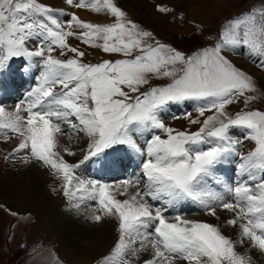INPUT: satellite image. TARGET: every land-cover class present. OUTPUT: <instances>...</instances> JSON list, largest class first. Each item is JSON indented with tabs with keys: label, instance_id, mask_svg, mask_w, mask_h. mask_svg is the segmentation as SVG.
Segmentation results:
<instances>
[{
	"label": "snow or ice",
	"instance_id": "snow-or-ice-1",
	"mask_svg": "<svg viewBox=\"0 0 264 264\" xmlns=\"http://www.w3.org/2000/svg\"><path fill=\"white\" fill-rule=\"evenodd\" d=\"M65 3L104 13L111 22H86L43 0H0V95L17 79L36 82L16 103L15 112L6 115L24 118L23 112L33 129L61 127L63 122L83 131L93 141L89 159L98 157L96 163L103 170L124 166L125 158L130 162L141 158L143 190L113 203L138 242L154 237L155 258L146 264H173L171 257L189 264H250V257L237 251V243L264 255V111L249 108L260 99L257 93L264 92L251 74L229 59V53L243 49L264 68V28L259 41L252 38L248 26L254 19L252 8L223 22L216 43L184 52L160 42L133 20L121 0ZM260 7L264 10V0ZM156 10L173 14L174 20L184 19L183 12L166 3L157 4ZM73 36L123 58L84 63L85 53L68 44ZM56 50L61 56L68 52L75 56L60 59L53 55ZM17 61L20 66L13 67ZM152 79L170 82L152 86ZM187 102L200 105L201 117L206 111L213 114L203 121L192 119L201 124L195 132L168 127V113L188 107ZM234 103L249 110L230 115L227 107ZM4 108L0 106V111ZM234 129L246 130L244 138L254 141V150L247 155H240L241 140ZM233 160L239 161L235 178L224 176ZM140 182L124 179L116 189L126 195ZM110 188L102 187L100 195H111ZM225 193L234 202L226 200ZM186 201L197 203L212 217H217V208L233 213L226 223L238 227V240L226 237L217 226L183 219L181 214L170 222L165 213Z\"/></svg>",
	"mask_w": 264,
	"mask_h": 264
},
{
	"label": "rangeland",
	"instance_id": "rangeland-1",
	"mask_svg": "<svg viewBox=\"0 0 264 264\" xmlns=\"http://www.w3.org/2000/svg\"><path fill=\"white\" fill-rule=\"evenodd\" d=\"M43 2L55 6L57 9L63 8L62 10L68 13H75L81 20L86 22L101 25L111 22V17L105 16L104 13H95L90 9L68 8L69 6L67 7L65 0H54L53 2L43 0ZM161 3L175 6L177 12L184 13V19L182 21L174 20L172 18L173 14L165 16L159 13L156 10V5ZM260 5L261 0H121V6L133 20L137 21L145 29L151 30L160 42L169 44L184 52H191L198 47L216 43L215 37L221 24L230 18L240 16L242 13L247 14L249 8L253 10L254 19L248 26L254 33L252 38L259 41L260 30L264 28V15L261 14L264 10L261 9ZM64 19H67V17ZM73 31L79 33L81 30L73 29ZM97 42L102 43V41ZM68 44L77 47L80 51L85 53V56L81 58L84 63L98 64L103 62V60L123 58L115 54L104 53L100 48H92L78 40L75 36L68 37ZM237 52H239V54L229 53V59L237 67L251 74L261 87L262 92H264V68L259 67L256 62L257 58L250 57L245 50L237 49ZM53 55L60 59L73 58L75 56V54L71 52L66 53L65 56H61L59 50L54 51ZM15 65L16 64H14L13 67ZM19 66L20 64L18 67ZM168 82L170 81L152 79L150 83L152 86H155ZM15 84L17 88H20L19 85H24V82H19L17 79ZM148 87L147 85L142 87L141 91L146 90ZM23 92L24 90H20V95H23ZM20 95L19 99L21 98ZM257 95H260V99L253 101L249 108L264 111V95L260 93H257ZM2 96L7 98V94H3ZM187 103L188 107L181 106L179 111L173 109L168 113V118L165 119V124L168 127H172L178 131L195 132L201 127V124H193L190 121L192 119L203 121L207 116L213 114V112L206 111L205 115L201 117L197 111L200 105L196 102ZM0 106H4V109H6V107L16 106V103L11 105L4 103ZM245 110L249 109H245L242 104L234 103L227 107V111L233 116ZM185 113L188 115L186 116ZM21 117H24L21 118V124L23 122L26 123L27 118L24 116L23 112H21ZM27 124L29 123L27 122ZM53 125L54 128L48 130L50 142L45 143L46 148L43 147L42 151L41 149L33 150L40 144L36 139L37 136L35 133L32 134L33 132H27L26 145H23L24 147L22 148L25 152L19 155L20 161L18 167L15 168H11V164H9L10 155L4 147V144L8 142L10 137L12 139L15 137L18 128L12 125V127L9 128L7 124L5 128L2 126L5 130L0 131V264H79L62 258L63 248L61 247L64 241H62L61 238V227L59 226L60 223H58V219L66 217L69 221H76L74 217L71 216L78 214L80 210H89V219L86 220L82 226H85L86 230H88L87 232L93 237L94 251H96L93 254V260L89 262V264H121L122 260L127 264H132L136 260L140 262L141 257L139 255V250L146 251V253L149 252V256L151 254L154 255L155 250L152 248V239H154V237H150L143 242H138L140 238L130 233L128 229L124 227L120 209L116 206V203L124 201L125 197L128 196L131 191L136 194L138 191L143 190L144 182L141 178L139 168L141 158L135 157L131 162L125 158L124 166L117 167L114 170H103L96 163V160L99 159L98 157L89 159L91 154L88 148L93 141L87 137L83 131L73 129L70 125L63 122L61 123L62 128L59 125ZM27 128H29V126H27ZM42 128L43 127L40 129ZM245 131L246 130L243 129L233 130L235 137L245 141L239 144V152L243 154L244 150L246 151L243 155L248 154L250 151L254 150L255 147L254 141L244 138ZM57 135L62 136L63 144H67L66 147L68 146L67 148H70L69 152L71 156L68 155L70 159L67 156L69 160L63 157L61 148L58 149L56 145V139H58ZM32 137H34V140ZM162 138L166 137L162 134ZM141 143H143V141H141ZM21 158L23 159L21 160ZM83 159H85L83 162L87 163L90 167L91 172L84 170L83 167L85 165L81 162ZM234 161L235 160H233V162ZM35 168L40 170V174L38 175L42 182L39 184L34 181L32 182L33 186H28L26 182L23 184L22 181L24 178H26L28 182V178L30 177V175L27 174V170L33 173L32 171H34ZM71 172L81 173L80 175H82L84 179L89 178V181H92L90 183L91 187L81 189L78 184L81 190L76 188L73 191V188H66V179L70 174L72 175ZM24 173H26V175H24ZM126 176H129L130 179L126 178ZM124 179H140L141 182L138 185L132 184L128 188L129 193L127 192L126 195H121L122 189L117 190L116 184ZM87 183L89 182L87 181ZM15 184L17 186H15ZM94 184L98 186L92 187ZM40 185L41 187L35 188V186ZM105 185L111 186V195L101 196L100 190ZM26 189L29 191L27 194L25 193ZM77 189H79L80 192ZM114 191L119 193L118 197L113 196ZM66 192H68V195ZM90 192L93 195H91ZM25 196L27 197L25 198ZM46 198L49 200H45ZM113 199H115L116 203H113ZM226 200L234 202V199L228 196H226ZM149 203H152V201H149ZM184 206L187 210L178 211L181 205L172 208L170 212L165 213L166 218L172 222V217H174V215L181 214L183 219L209 223L207 221L209 215L201 211L197 203L186 201ZM181 208H183V204ZM223 211L225 210L217 208L219 216L223 214ZM227 213L229 215H224L226 220L225 224H222L219 229L222 234L232 239L234 232L236 231L237 233H235L238 234L239 229L238 227L229 226L226 223L233 218V213ZM106 223L109 225L113 224L114 230L110 237L111 241L103 242L102 239L106 236V232L104 233ZM148 231L151 232L152 229L150 228ZM234 239L236 240V238ZM99 241L100 243H98ZM247 242V240L244 241L245 245H248ZM250 250L260 254L264 259V255L260 252L258 253L256 248H251ZM237 251L242 253V250L238 248ZM131 255H133L134 258L131 257ZM168 255L171 257V254ZM153 257L155 258V255ZM171 258L173 259V264H189L188 261L181 258ZM250 263H252L251 257ZM165 264H167V262H165ZM191 264H195V261L191 262Z\"/></svg>",
	"mask_w": 264,
	"mask_h": 264
},
{
	"label": "bare ground",
	"instance_id": "bare-ground-1",
	"mask_svg": "<svg viewBox=\"0 0 264 264\" xmlns=\"http://www.w3.org/2000/svg\"><path fill=\"white\" fill-rule=\"evenodd\" d=\"M54 0H48V2H53ZM47 2V1H46ZM57 4V2H56ZM68 7V6H67ZM66 8V7H65ZM70 8V7H68ZM63 9V8H62ZM89 20V19H88ZM27 90L23 92L24 94V97H26V94H27ZM13 93H10V94H7V98L5 97V100L7 99H10L14 96H12ZM3 97V96H2ZM22 97V96H21ZM1 98V97H0ZM21 99V98H20ZM15 107L16 106H13V107H6V109H3L2 111H0V127L4 126V128L6 127V125L8 124L9 125V128H11L12 126H16L18 129H17V132L15 134V137H13V139L10 137L8 142H6L4 144V147L6 148L7 152H9V155H10V162L9 164H11V168H15V167H18V163L20 161V158H19V155L22 154V152H25L23 151V145H26V139H27V132H30L32 134H36V139L38 140V143L40 144L39 146H36V149H33V150H40L42 151V148L45 147V143H48L50 142V139H49V134H48V130L49 128H46V127H43L42 129H33L29 124L26 123H22V119L21 118H17L15 117V115L12 116V118H9L8 115H6V113H14L15 112ZM21 115V114H20ZM6 124V125H4ZM26 124V125H25ZM12 125V126H11ZM27 126H29V128H27ZM3 128V127H2ZM52 128H54V125L52 126ZM57 129V128H56ZM15 130V129H14ZM1 131V130H0ZM16 131V130H15ZM23 131V133H22ZM10 132V131H9ZM5 134V132H4ZM53 134V133H52ZM58 136V139H56V145L59 148H61V151H62V154H63V157L64 158H67L68 155L71 156L70 152H69V149L70 148H67L65 144H63L64 142H62V136L60 135H57ZM54 137V136H52ZM34 137H32L33 139ZM66 138V137H65ZM34 140V139H33ZM36 140V141H37ZM65 140H68V139H65ZM29 142V141H28ZM52 142V141H51ZM55 145V147H56ZM54 147V146H53ZM44 148V149H45ZM57 149V150H58ZM32 150V151H33ZM34 152H37V151H34ZM57 152V151H55ZM42 153V152H41ZM42 156V155H41ZM68 158L70 159V157L68 156ZM67 158V159H68ZM23 158H21L22 160ZM68 159V160H69ZM85 159H83L81 162H83ZM79 162V163H81ZM23 163V162H22ZM27 163V162H26ZM83 164L85 165L83 168L84 170L86 171H89L91 172L90 170V167L88 166L87 163H84ZM21 166V165H20ZM29 166V165H28ZM24 168V167H23ZM32 168V167H31ZM20 170H22L21 168H19ZM12 170V169H11ZM75 170V169H74ZM77 170V169H76ZM79 170V169H78ZM72 171V170H71ZM27 174L30 175V177L28 178V182H27V179L24 178V180L22 181L23 184L28 183V186H33V183L34 181L38 182L39 184L42 182L41 181V178L38 174H40V170H38L37 168L34 169V171H32L33 173H30L28 170H27ZM76 172V171H75ZM72 173V178L71 176L69 175V177L66 179V188H73V191L74 189L76 188H79L78 187V184L80 186V188H89L91 187L90 186V182L89 178L87 179H84V177H82V175H80L81 173ZM24 175H26V173H24ZM43 177V176H42ZM87 181L89 183H87ZM19 182V181H18ZM16 183V182H15ZM85 184V185H84ZM12 185V184H11ZM34 185H37V184H34ZM15 186H17L15 184ZM98 185L94 184L92 187H97ZM41 187L40 186H35V188H39ZM17 188V187H16ZM31 188V187H30ZM79 188V189H80ZM21 189V188H20ZM24 189V188H23ZM33 189V188H32ZM42 189V188H41ZM77 189L79 192L80 190ZM92 189V188H91ZM67 190V189H66ZM87 190V189H86ZM85 190V191H86ZM98 190V189H97ZM23 191V190H22ZM72 191V192H73ZM129 191V190H128ZM21 192V191H20ZM33 192V190H32ZM69 192V191H68ZM68 192L67 195H68ZM93 192V191H92ZM97 192V191H96ZM15 193V192H14ZM25 193H29V191L26 189ZM91 193V192H90ZM129 193V192H128ZM20 194V193H19ZM33 194V193H32ZM63 194V193H62ZM73 194V193H72ZM81 194V193H79ZM23 195V194H22ZM25 195V194H24ZM91 195H93L91 193ZM132 195H135L134 192L131 191V193L125 197V199L127 198H130V196ZM11 196V195H10ZM17 196V195H16ZM19 196V195H18ZM83 196V195H82ZM113 196L115 197H118L119 196V193L117 191H114L113 192ZM27 196H25L26 198ZM33 197V196H32ZM76 197V196H74ZM78 197V196H77ZM88 197V196H87ZM18 199V198H17ZM35 199V198H34ZM43 199V198H42ZM48 198H46L45 200H47ZM29 200V198H28ZM44 200V201H45ZM49 200V199H48ZM34 201V200H33ZM41 201V200H40ZM43 201V202H44ZM19 202V201H18ZM25 202V201H24ZM31 202V201H30ZM122 202V201H120ZM119 202V203H120ZM42 203V202H41ZM45 203V202H44ZM80 203V202H79ZM39 204V203H37ZM43 204V203H42ZM83 204V203H82ZM23 205V204H22ZM31 205V204H30ZM21 206V205H20ZM33 206V205H32ZM45 206V205H43ZM77 206V205H76ZM31 207V206H30ZM61 207V206H60ZM74 208V207H73ZM59 209V208H58ZM63 209V208H62ZM67 209V208H66ZM72 209V208H71ZM75 209V208H74ZM60 210V209H59ZM70 210V209H69ZM68 210V211H69ZM25 211V210H24ZM32 211V210H31ZM89 210H80L78 212V214H75V215H72L71 217H74V219L76 221H69L68 219H66V217H63V218H59L58 220V223L59 226L61 227L60 231H61V235H62V241L63 244H62V247L63 248V252H62V258L64 259H67L68 261L70 260V262H77L79 264H89V262H91L93 260V254L94 252V246H93V237L91 236V234H89V232H87L88 230H86V227L85 226H82L83 223L89 219L88 217V212ZM74 212V211H73ZM71 214V213H70ZM224 215H229L227 213V211H223V214L221 216L218 215L217 213V217H212V216H209V218H207V221L214 225V226H217L218 228H220V226L222 224H225V218H224ZM122 218V217H121ZM71 219V218H70ZM68 220V221H67ZM87 226V225H86ZM125 227V226H124ZM104 233L106 232V236L102 239L103 242L105 241H109L110 240V237L112 235V232L114 230V225H109V224H105V227H104ZM126 231V230H125ZM236 232V231H235ZM234 232V236L232 238V240L234 238H236V240L234 239V241H237L238 240V234H236ZM128 234V233H127ZM97 239V238H96ZM95 239V241H96ZM106 239V240H105ZM99 240V239H98ZM117 240V239H116ZM111 241V240H110ZM100 243V241L98 242ZM112 243V242H111ZM249 243V242H247ZM104 244V243H103ZM105 245V244H104ZM127 245V244H126ZM131 245V244H130ZM151 245V244H150ZM99 247V246H98ZM128 247V246H127ZM131 247V246H130ZM236 247L239 249V250H242L241 252L243 254H245L246 257L250 256L251 257V260H252V263L250 264H264V259L260 256V254H257L255 253L253 250H249L247 249V247H240V245L237 243ZM60 248V249H61ZM105 248V247H104ZM255 249V248H254ZM103 250V249H102ZM150 251V250H149ZM258 251V250H257ZM98 252V251H97ZM101 252V251H100ZM139 255H140V262L139 261H134L132 264H146V261L147 260H151L153 259L154 255L151 254L150 256L148 255V253H146V251H142V250H139ZM239 252V251H238ZM259 253V251H258ZM100 255V254H99ZM121 255V254H120ZM125 255V254H123ZM115 256V255H114ZM121 257V256H120ZM123 257V256H122ZM129 257V256H128ZM131 257H133V255H131ZM134 258V257H133ZM126 259V258H125ZM132 259V258H131ZM135 259H136V256H135ZM138 259V258H137ZM130 260V259H129ZM142 261V262H141ZM144 261V262H143ZM136 262V263H135ZM121 264H127L124 260L121 261Z\"/></svg>",
	"mask_w": 264,
	"mask_h": 264
}]
</instances>
